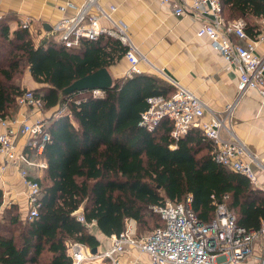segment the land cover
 I'll return each mask as SVG.
<instances>
[{"label": "trees", "instance_id": "trees-1", "mask_svg": "<svg viewBox=\"0 0 264 264\" xmlns=\"http://www.w3.org/2000/svg\"><path fill=\"white\" fill-rule=\"evenodd\" d=\"M227 21L243 18L246 31L257 38L254 20L264 15V0H220ZM32 29L0 22V115L13 117L23 92L21 75L28 71L44 108L67 106V113L50 118V135L42 157L48 167L39 178L41 195L36 218H22L19 206L2 210L0 190V264H72L67 243L77 241L99 248L89 230L107 237L125 230L134 218L138 230L154 231L164 225L151 206L167 199L193 196V208L203 222L215 215V203H225L237 223L257 230L264 222V190L247 176L214 160V144L193 127L183 137L171 136L173 122L165 118L152 131L140 125L147 98L170 96L175 87L153 74L138 73L114 79L103 97L77 102L64 90L74 81L109 67L122 58L127 46L102 35L66 47L54 37L40 42ZM84 217V221L79 216ZM155 221V223H152ZM143 231V232H142ZM151 231V232H152Z\"/></svg>", "mask_w": 264, "mask_h": 264}, {"label": "built area", "instance_id": "built-area-1", "mask_svg": "<svg viewBox=\"0 0 264 264\" xmlns=\"http://www.w3.org/2000/svg\"><path fill=\"white\" fill-rule=\"evenodd\" d=\"M163 2L177 15L193 13L205 18L197 35L208 37L228 63L241 66L240 94L256 89L264 98V56L257 53L256 46L264 40V15L260 32L257 38H253L246 31L243 18L225 19L220 0H190L184 4L177 0ZM115 8L111 5L107 11L100 0H83L76 15L60 19L47 33L69 48L80 46L82 39L97 40L102 35L113 37L128 48L125 54L129 63L128 76L142 73L140 63L145 57L134 45L127 24L114 20L112 12ZM2 19L0 13V22ZM103 19L111 25H104ZM22 27L30 29V20L24 21ZM173 84L175 90L170 96L157 94L147 98L149 107L142 113L140 125L152 131L168 118L173 122L171 136L174 139L185 136L193 127L200 128L213 141L215 162L259 185V171L264 172V161L253 154L233 130L231 120L236 103L217 112L189 88L176 82ZM87 91H91L94 97H103L106 90L77 92L76 101L83 100ZM17 101L19 107L31 111L44 107L43 98L34 89H24ZM64 110L66 108L57 116L64 114ZM0 128V173L9 167L19 171L28 188L27 218L33 220L38 215L42 188L39 177H33L28 167L45 169L48 165L44 160L32 159L27 151H18V138L26 136L28 149H35L41 156L50 138L47 122L43 117L21 121L0 115ZM151 210L164 222L151 233L141 234L137 220L128 218L125 230L107 237L109 245L96 253L80 242H68L72 264H247L252 259L255 264H264V222L257 230L240 226L236 215L225 203H215V215L210 222H203L196 214L192 194L182 202L167 199L164 203L152 205ZM79 219L84 221L82 215Z\"/></svg>", "mask_w": 264, "mask_h": 264}, {"label": "crops", "instance_id": "crops-1", "mask_svg": "<svg viewBox=\"0 0 264 264\" xmlns=\"http://www.w3.org/2000/svg\"><path fill=\"white\" fill-rule=\"evenodd\" d=\"M177 1L184 4L190 0ZM82 3L83 0H0V13L9 22L11 32L30 20V29L35 32L41 30L37 40L40 42L46 37L53 38L47 33L51 30L46 29L45 24L53 27L60 19L76 15ZM100 4L107 11L114 5V20L127 24L134 45L145 57L146 62L140 63L142 73L157 75L173 86L176 82L189 88L217 112H223L227 105L236 103L231 120L233 130L248 149L264 161V98L256 89L240 94L241 66L235 62L228 63L208 37L197 35L205 18L193 13L177 15L163 0H100ZM37 20H42L40 29L33 26ZM261 20L259 18L254 22L260 26ZM102 23L111 25L105 19ZM256 46L257 53L264 56V40ZM128 68L125 56L108 67L113 79L128 76ZM36 87L37 83L34 84ZM39 117V114L21 108L17 118L34 121ZM208 118L209 115L205 119ZM26 142V136L18 138V151H27L32 159L46 161L42 155L36 154L35 149H28ZM46 169L28 167L31 175L39 178ZM259 180V185L255 186L264 190L262 171H259ZM0 190L3 192L2 210L17 205L25 219L29 212L28 188L16 168L9 167L0 173ZM98 231L94 233L101 243L98 249H104L109 245L108 238ZM247 264H254V261L250 260Z\"/></svg>", "mask_w": 264, "mask_h": 264}, {"label": "water", "instance_id": "water-1", "mask_svg": "<svg viewBox=\"0 0 264 264\" xmlns=\"http://www.w3.org/2000/svg\"><path fill=\"white\" fill-rule=\"evenodd\" d=\"M46 29L51 30L52 27L45 24ZM114 79L107 67H102L91 74H88L82 78L77 79L71 85H69L64 93L74 94L81 91L90 89H109L113 86ZM98 248H93L92 252L96 253Z\"/></svg>", "mask_w": 264, "mask_h": 264}, {"label": "rangeland", "instance_id": "rangeland-1", "mask_svg": "<svg viewBox=\"0 0 264 264\" xmlns=\"http://www.w3.org/2000/svg\"><path fill=\"white\" fill-rule=\"evenodd\" d=\"M41 22H42V20H40V21H34L33 22V26L34 27H38L39 29H40V27H41ZM42 33H41V30H38V31H34V39H35V41L37 42V40H38V36L39 35H41ZM56 37H58V36H56ZM144 61V60H143ZM144 62H146V61H144ZM21 80H22V88L24 89H27V88H29V89H35L34 88V82H33V79H32V77L30 76V74H29V72L26 70V71H24L23 73H22V75H21ZM87 95V93H85V96ZM82 96V95H81ZM75 99H76V97H74ZM63 108H66V110H64V114L65 113H67V106L66 105H59L58 107H55V108H53V109H51V110H47L46 108H42V109H40V110H35V112L34 111H31V110H29V113H37V114H39L40 115V117H43V118H45V120H46V122H47V124L49 123V120H50V118H53V117H58L57 115H58V113L60 112V110H62ZM15 110H18V112L21 110V107H19V106H17V107H14L13 108V110H12V113L14 114L15 112ZM18 112L13 116V117H11V118H17L18 117ZM231 211V210H230ZM234 215H236L233 211H231ZM152 222V221H151ZM152 223H155V221H153ZM89 230H90V232H92V233H99V229L97 228V226L96 225H94V224H91V225H89ZM144 231L145 232H143V234H148V233H151V231L152 230H150V229H148V227H145V229H144ZM97 237V236H96ZM98 238V237H97ZM104 242V241H103ZM252 261H254V264L256 263V261L254 260V259H252Z\"/></svg>", "mask_w": 264, "mask_h": 264}]
</instances>
